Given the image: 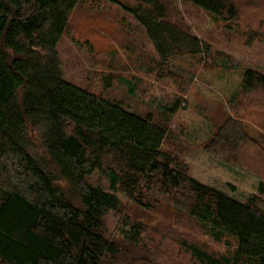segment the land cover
Wrapping results in <instances>:
<instances>
[{
	"label": "trees",
	"instance_id": "16d2710c",
	"mask_svg": "<svg viewBox=\"0 0 264 264\" xmlns=\"http://www.w3.org/2000/svg\"><path fill=\"white\" fill-rule=\"evenodd\" d=\"M186 1L226 22L247 15L251 35L264 38V0ZM100 2L130 13L164 64L210 54L169 20L166 0H0V264H156L135 254L162 247L138 218L125 221L124 240L106 236V218L119 209L98 173L142 212L196 222L238 244L230 262L180 238L201 264H264V209L191 177L163 150L167 122L65 78L58 47L75 12L101 11ZM241 93L242 105L263 106L264 76L248 70ZM180 108L177 101L167 110ZM235 121L209 147L264 172V153Z\"/></svg>",
	"mask_w": 264,
	"mask_h": 264
},
{
	"label": "rangeland",
	"instance_id": "374dc122",
	"mask_svg": "<svg viewBox=\"0 0 264 264\" xmlns=\"http://www.w3.org/2000/svg\"><path fill=\"white\" fill-rule=\"evenodd\" d=\"M100 3L101 11L75 12L69 33L58 47L65 78L140 116L150 114L157 122H167L163 150L185 164L191 177L243 204L264 209V172L209 147L218 130L233 119L264 153V105L250 99L240 103L245 73L252 70L264 76V38L251 35L255 28L247 15L238 24L226 22L186 0H166L169 20L184 26L211 51L164 64L130 13L113 3ZM177 101L181 108L170 116L167 109ZM103 177L98 173L95 182L116 199L119 209L106 218L109 239L124 240L125 221L138 218L151 237L162 243L158 249L135 250L146 260L201 264L181 245V240H187L233 261L238 244L231 237L209 227L201 229L196 222L181 224L161 213L142 212L123 191L109 189Z\"/></svg>",
	"mask_w": 264,
	"mask_h": 264
}]
</instances>
